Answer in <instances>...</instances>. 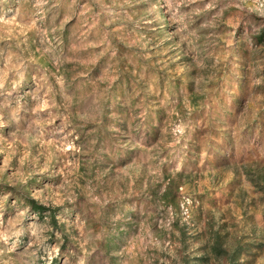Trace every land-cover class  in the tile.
<instances>
[{"label": "rangeland", "instance_id": "obj_1", "mask_svg": "<svg viewBox=\"0 0 264 264\" xmlns=\"http://www.w3.org/2000/svg\"><path fill=\"white\" fill-rule=\"evenodd\" d=\"M0 264H264V0H0Z\"/></svg>", "mask_w": 264, "mask_h": 264}]
</instances>
